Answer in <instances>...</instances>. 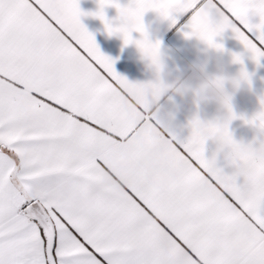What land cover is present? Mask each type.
Returning <instances> with one entry per match:
<instances>
[{
    "label": "snow or ice",
    "instance_id": "obj_1",
    "mask_svg": "<svg viewBox=\"0 0 264 264\" xmlns=\"http://www.w3.org/2000/svg\"><path fill=\"white\" fill-rule=\"evenodd\" d=\"M150 10L173 23L189 14L185 36L217 49L231 29L264 58V0H99L95 13L79 0H0V264H264V148L248 145L226 173L205 155L213 122L190 120L187 140L159 129L136 106L142 85L116 72L80 19L155 59ZM260 103L248 122L264 129ZM222 140L239 147L227 126Z\"/></svg>",
    "mask_w": 264,
    "mask_h": 264
},
{
    "label": "crops",
    "instance_id": "obj_2",
    "mask_svg": "<svg viewBox=\"0 0 264 264\" xmlns=\"http://www.w3.org/2000/svg\"><path fill=\"white\" fill-rule=\"evenodd\" d=\"M121 5H128L131 0H118ZM79 7L83 13H95L99 9V0H79ZM107 19L113 24L121 23L115 7L104 8ZM189 14L173 13V19H166L156 11L144 14L142 22L145 33H151L149 40L153 43L159 41V53L164 57L169 69L183 70L193 61L211 60L215 63L228 64L230 71L243 70L249 78L246 89L238 93L232 102L236 118L231 122L229 131L237 142L252 144L256 138L264 136V129L259 122L249 123L252 118L262 110L260 101L264 99V58L258 62L253 60L251 54L236 38L231 29L225 30L215 38L216 43L222 45L220 49H211L208 44L196 37H186ZM81 22L93 34L101 52L114 61L116 72L125 77L130 83L144 85L153 78L150 63L144 57L141 49L134 43L125 44L119 33L109 34L104 23L93 15H82ZM251 23H258L259 17L250 16ZM132 40L142 39V34L136 31L131 33ZM234 54L240 55L242 63L234 62ZM175 98L167 100V106L175 103ZM193 115L205 122H215L219 119L215 104H185L175 112L173 131L180 140H187L190 135L189 121ZM217 142L210 138L205 144V155L211 157L217 150ZM218 166L223 167L226 173L232 171L228 162L222 157L218 158Z\"/></svg>",
    "mask_w": 264,
    "mask_h": 264
},
{
    "label": "clouds",
    "instance_id": "obj_3",
    "mask_svg": "<svg viewBox=\"0 0 264 264\" xmlns=\"http://www.w3.org/2000/svg\"><path fill=\"white\" fill-rule=\"evenodd\" d=\"M122 19L127 20L126 17ZM145 34L149 39L151 33ZM208 46L215 49L209 44ZM143 55L151 65L153 78L134 94L136 106L142 110V114L151 118L159 129L167 131L174 127L175 112L183 105L215 104L219 119L213 123L218 126V130L210 138L217 142L216 154L228 163H235L242 151L252 144L239 142L238 148H232L223 143L222 133L223 128L225 126L229 128L236 118L232 102L238 93L246 89L249 83L248 75L243 70L230 71L228 64L215 63L211 60L193 61L183 70H173L168 68L161 53L158 52L155 59L151 55L145 53ZM169 98H175L177 101L171 107L167 106ZM194 118L199 119V115H193L190 120ZM199 121L202 126L209 123L200 119ZM253 143L258 149L264 148V136L254 139ZM159 151L154 149L149 164L157 162Z\"/></svg>",
    "mask_w": 264,
    "mask_h": 264
}]
</instances>
